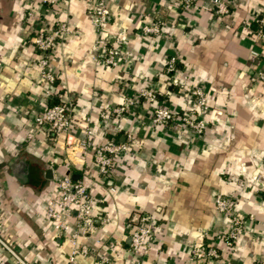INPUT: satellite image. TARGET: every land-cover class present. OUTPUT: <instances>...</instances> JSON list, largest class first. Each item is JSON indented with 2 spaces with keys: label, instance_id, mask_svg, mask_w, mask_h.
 Wrapping results in <instances>:
<instances>
[{
  "label": "crops",
  "instance_id": "1",
  "mask_svg": "<svg viewBox=\"0 0 264 264\" xmlns=\"http://www.w3.org/2000/svg\"><path fill=\"white\" fill-rule=\"evenodd\" d=\"M222 1L229 12L219 15L214 0L188 7L178 0H109L105 33L121 49L119 66L111 68L94 59L93 0H0V233L31 264H68V238L45 218L64 174L86 178L97 201L100 243L90 239L79 264L101 257L111 264H198L191 260L196 242L220 252L200 264H264V195L251 181L264 168V83L252 80L264 70V39L257 35L264 0ZM153 20L164 22L162 31L145 34ZM59 24L67 30L49 52V83L34 38ZM172 55L178 85L165 73ZM143 87L155 90L158 102L142 96ZM196 87L208 95L202 135L179 120H153L156 105L179 114L195 107L187 93ZM127 97L133 104L115 113ZM67 100L74 103L68 131L35 125L41 110ZM79 140L89 141L86 153ZM106 141L129 143L130 151L103 177L94 152ZM218 196L231 197L245 218L234 247L226 243L231 222L217 210ZM144 223L153 229L135 253L131 235ZM0 264H18L1 244Z\"/></svg>",
  "mask_w": 264,
  "mask_h": 264
},
{
  "label": "built area",
  "instance_id": "2",
  "mask_svg": "<svg viewBox=\"0 0 264 264\" xmlns=\"http://www.w3.org/2000/svg\"><path fill=\"white\" fill-rule=\"evenodd\" d=\"M48 5H54L59 0H41ZM94 5L89 8V18L94 27L98 30L99 36L95 42L94 59L97 63L104 64L107 67H118L121 62L120 41H112L108 34L105 33V26L108 24L111 11L108 7L109 0H93ZM182 7H188L196 0H178ZM215 12L219 15L227 14L229 7L222 0H214ZM164 22L161 20H153L151 23L143 26L145 34H159L162 31ZM67 30L65 24H59L54 31L47 33L40 31L34 38V45L37 50L42 53V57L38 60L42 76L49 82H55V76L50 70L49 52L54 48L58 38ZM257 35L264 39V13L259 18V29ZM253 54H256L253 52ZM178 57L172 55L167 59L165 73L172 75L173 83L179 84L174 74L178 70ZM252 80H260L264 83V70H260L252 76ZM188 99L191 100L195 107L182 114L174 110L156 105L153 110V120L157 123H164L171 120H179L185 126L190 128L196 135L200 136L205 132L206 123L204 116L209 108L208 95L205 91L196 87L188 90ZM141 95L151 102H158V93L149 87L141 89ZM168 93H170L168 91ZM133 104V100L127 97L120 106L113 111L117 114L125 112L128 107ZM74 103L71 100L53 104L41 110L35 118L37 127H45L50 132L58 134L68 131L73 124ZM88 136L93 134L90 127L87 130ZM133 138L132 134H128V140ZM89 141L79 140V148L86 153ZM69 146L72 144L68 140ZM130 151V144L116 141H106L96 146L94 152V160L98 167L99 173L103 177H107L115 158L122 153L127 154ZM251 181L255 184L264 195V168L253 174ZM97 201L92 195L89 182L86 178L81 177L74 179L71 174L61 175L56 179L55 192L48 198L46 202L45 218L52 228L60 234H65L70 243V251L68 254V264H79L78 256L88 255L90 252V239H94L96 243H100V239L94 236L97 228L95 207ZM216 208L219 212L229 217L231 227L225 236L226 243L230 247H234L239 241L240 235L245 228V218L241 217L233 210V201L228 196H218L216 199ZM4 223L0 219V230ZM153 226L150 223H144L137 226L131 235V248L135 253H140L145 248L147 241L151 235ZM0 244L6 248L12 256L17 260L18 264H31L25 255L16 252L11 245L3 238L0 233ZM220 257L217 248L196 242L191 251V260L195 263H202L208 258ZM94 264H111L107 258L101 257L94 261Z\"/></svg>",
  "mask_w": 264,
  "mask_h": 264
},
{
  "label": "water",
  "instance_id": "3",
  "mask_svg": "<svg viewBox=\"0 0 264 264\" xmlns=\"http://www.w3.org/2000/svg\"><path fill=\"white\" fill-rule=\"evenodd\" d=\"M73 178H74V179H77V176L73 175Z\"/></svg>",
  "mask_w": 264,
  "mask_h": 264
}]
</instances>
